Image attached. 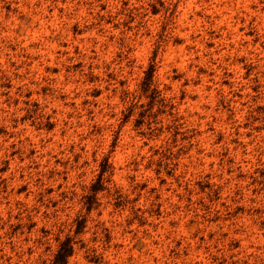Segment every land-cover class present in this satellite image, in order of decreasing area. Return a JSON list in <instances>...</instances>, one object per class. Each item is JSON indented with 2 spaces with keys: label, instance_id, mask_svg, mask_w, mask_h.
Returning <instances> with one entry per match:
<instances>
[{
  "label": "rangeland",
  "instance_id": "rangeland-1",
  "mask_svg": "<svg viewBox=\"0 0 264 264\" xmlns=\"http://www.w3.org/2000/svg\"><path fill=\"white\" fill-rule=\"evenodd\" d=\"M264 264V0H0V264Z\"/></svg>",
  "mask_w": 264,
  "mask_h": 264
},
{
  "label": "trees",
  "instance_id": "trees-1",
  "mask_svg": "<svg viewBox=\"0 0 264 264\" xmlns=\"http://www.w3.org/2000/svg\"><path fill=\"white\" fill-rule=\"evenodd\" d=\"M72 252V246H70L69 241L62 242L59 250L57 251L52 264H66L67 257Z\"/></svg>",
  "mask_w": 264,
  "mask_h": 264
}]
</instances>
